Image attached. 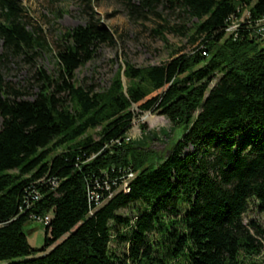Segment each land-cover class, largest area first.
I'll return each instance as SVG.
<instances>
[{
	"label": "trees",
	"instance_id": "obj_1",
	"mask_svg": "<svg viewBox=\"0 0 264 264\" xmlns=\"http://www.w3.org/2000/svg\"><path fill=\"white\" fill-rule=\"evenodd\" d=\"M92 1L84 0L86 22L60 36L56 75L37 69L39 90L26 100L4 80L3 61L48 48L19 0H0V264H240L259 256L264 232L254 223L250 232L243 216L251 201L264 214V46L252 37L264 0H118L133 19L152 15L168 26L161 7L197 20L192 55L148 68L125 63V78L145 81L150 94L138 83L124 92L121 75L104 93L76 84L97 48L115 44ZM239 8L248 17L232 34ZM132 105L183 129L164 159L127 141ZM98 126V139L83 138ZM34 221L44 226L39 249L24 231Z\"/></svg>",
	"mask_w": 264,
	"mask_h": 264
},
{
	"label": "rangeland",
	"instance_id": "obj_2",
	"mask_svg": "<svg viewBox=\"0 0 264 264\" xmlns=\"http://www.w3.org/2000/svg\"><path fill=\"white\" fill-rule=\"evenodd\" d=\"M19 2L24 9L28 29L37 28L48 49L36 47L34 54L29 53L28 58L8 55L3 61L2 74L5 81L21 89L23 99L32 100L39 90V83L35 81L33 74L37 69H41L48 75H56L55 55L60 36L83 25L90 11L84 0H19ZM90 7L95 11L97 18L112 31L115 38V44L100 45L93 58L75 72L77 85L91 88L98 93L108 90L116 76L121 75L124 92L130 84L138 83L150 94L151 89L145 81H130L125 78L123 73L125 63L129 62L137 68L161 65L179 55H192L201 41L200 38L192 41L197 20L184 15L177 17V11L162 10L158 7L161 16L168 23V26H164L161 18L152 15L145 20L133 19L127 13L124 3L118 0H93ZM237 12L240 16L228 29L232 34H236L242 25L241 21L248 17V11L245 9L239 8ZM180 26L184 27L182 33L178 31ZM171 27H176L174 28L176 31L171 30ZM156 30L162 32H154ZM252 37L260 47L264 46V20L258 22L252 29ZM215 50L214 48L212 51ZM131 111L134 113V119L126 135L127 141L152 150L155 161L164 159L169 155L172 145L182 135L183 129H174L164 116L140 112L136 105H132ZM100 131L101 126L90 129L83 138L90 135L98 139ZM191 151V147L186 150L188 153ZM243 223L248 228L251 227L250 223H254L264 232V214L257 210L254 201L249 203L248 210L243 216ZM24 231L32 248L39 249L43 246V225L34 221L25 226ZM250 232L253 233L254 230L250 229ZM263 261L264 252L259 256L246 257L240 264H264Z\"/></svg>",
	"mask_w": 264,
	"mask_h": 264
},
{
	"label": "built area",
	"instance_id": "obj_3",
	"mask_svg": "<svg viewBox=\"0 0 264 264\" xmlns=\"http://www.w3.org/2000/svg\"><path fill=\"white\" fill-rule=\"evenodd\" d=\"M46 222L48 221V218H45Z\"/></svg>",
	"mask_w": 264,
	"mask_h": 264
},
{
	"label": "water",
	"instance_id": "obj_4",
	"mask_svg": "<svg viewBox=\"0 0 264 264\" xmlns=\"http://www.w3.org/2000/svg\"><path fill=\"white\" fill-rule=\"evenodd\" d=\"M123 80V79H122ZM169 154H170V152H169Z\"/></svg>",
	"mask_w": 264,
	"mask_h": 264
}]
</instances>
